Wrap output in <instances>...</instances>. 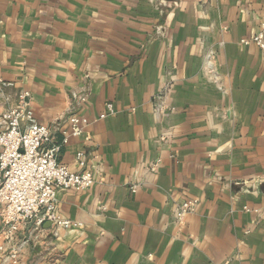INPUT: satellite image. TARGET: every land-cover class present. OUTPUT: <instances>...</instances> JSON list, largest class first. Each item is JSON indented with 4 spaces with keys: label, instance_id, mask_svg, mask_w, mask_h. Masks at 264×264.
Segmentation results:
<instances>
[{
    "label": "crops",
    "instance_id": "1",
    "mask_svg": "<svg viewBox=\"0 0 264 264\" xmlns=\"http://www.w3.org/2000/svg\"><path fill=\"white\" fill-rule=\"evenodd\" d=\"M261 20L264 0H0V113L27 90L53 142L97 118L58 155L95 176L56 191L80 225H23L0 264H264V50L240 43Z\"/></svg>",
    "mask_w": 264,
    "mask_h": 264
},
{
    "label": "built area",
    "instance_id": "2",
    "mask_svg": "<svg viewBox=\"0 0 264 264\" xmlns=\"http://www.w3.org/2000/svg\"><path fill=\"white\" fill-rule=\"evenodd\" d=\"M240 43H252L264 50V20L258 29ZM4 82L0 77V90ZM85 100L83 94L75 95ZM111 102L100 117L113 113ZM97 120L70 112L66 126L61 130L60 142H53L50 127L35 119L29 102V92L20 90L14 103L0 113V256L2 262L16 263L20 250L29 241L26 236L17 240L23 225L31 224V231L42 232L43 224L49 222L51 234L56 237L60 229H74L80 222L63 217L57 210L56 191L59 188L84 190L95 181L90 168L74 170L58 159L62 146ZM75 163L86 165V153H75ZM137 184L131 185L135 191ZM196 200H185L174 210L177 219L190 211Z\"/></svg>",
    "mask_w": 264,
    "mask_h": 264
}]
</instances>
